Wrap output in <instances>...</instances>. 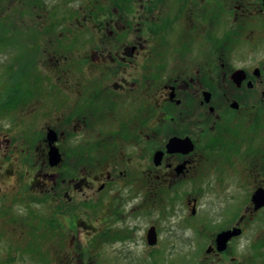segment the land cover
Returning a JSON list of instances; mask_svg holds the SVG:
<instances>
[{"label":"flooded vegetation","instance_id":"obj_1","mask_svg":"<svg viewBox=\"0 0 264 264\" xmlns=\"http://www.w3.org/2000/svg\"><path fill=\"white\" fill-rule=\"evenodd\" d=\"M59 1L48 13L65 25L41 30L62 49L55 92L20 105L42 120L24 163L43 147L50 238L76 245L79 228L94 227L88 213L95 239L111 237L127 192L143 203L185 189L193 231L212 228L208 264H264V0ZM209 192L223 193L222 207L203 212ZM223 231L238 235L220 250Z\"/></svg>","mask_w":264,"mask_h":264},{"label":"rangeland","instance_id":"obj_2","mask_svg":"<svg viewBox=\"0 0 264 264\" xmlns=\"http://www.w3.org/2000/svg\"><path fill=\"white\" fill-rule=\"evenodd\" d=\"M32 3L33 0H0V264H208L205 251L209 244L207 233L212 228L207 226L203 234L193 231L196 222L191 218L196 217L188 203L192 193L185 189L158 193L143 203L138 192H127L130 198L121 210L125 218L116 217L112 225L111 219L107 220L108 228H112L111 237L95 239L100 228L95 215L88 213V224L94 227L79 228L76 245L69 241L70 236L64 243L57 240L51 244L44 220L45 170L40 165L43 147L35 152L33 165H25L24 155H20L33 140L31 131L42 127L41 119L32 120V112L22 110L20 104L31 92H55L52 68L62 49L48 47L44 43L46 34L41 30L43 26H56L58 30L57 26L65 24L61 15L48 13L51 9L57 11L61 1L40 0L39 10H33ZM26 104L30 106L31 100ZM6 170H11V174ZM32 178L37 183L30 191L28 184ZM222 196L220 192L204 193L198 206L203 212H211L214 202L222 207ZM27 209L32 217L28 220ZM151 226L158 231L154 247L145 239ZM251 228L238 242L243 249L250 244ZM119 230L125 231L124 236ZM114 232H118L117 236H113Z\"/></svg>","mask_w":264,"mask_h":264},{"label":"water","instance_id":"obj_3","mask_svg":"<svg viewBox=\"0 0 264 264\" xmlns=\"http://www.w3.org/2000/svg\"><path fill=\"white\" fill-rule=\"evenodd\" d=\"M175 144H176V141H173V142L170 143L169 147L175 146ZM50 156H51V162L54 163V164H57L58 161H59V155H58L57 151L53 150L51 152ZM260 196H261V193L259 192L257 195H255L254 201L257 202L260 199ZM232 234L233 233L224 232V233H222V234H220L218 236V242L221 245L220 246L221 250L224 249V246L226 245V242L229 240V237L233 236ZM148 242H149L150 245H155L156 242H157V235H156V232H155L154 228H152L149 231Z\"/></svg>","mask_w":264,"mask_h":264}]
</instances>
